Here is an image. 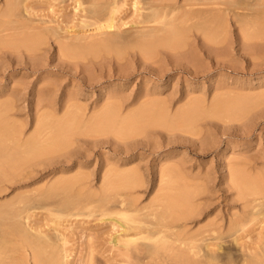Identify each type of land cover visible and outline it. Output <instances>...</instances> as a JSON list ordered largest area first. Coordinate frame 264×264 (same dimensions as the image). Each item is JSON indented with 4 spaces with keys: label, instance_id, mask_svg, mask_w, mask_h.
<instances>
[{
    "label": "rangeland",
    "instance_id": "obj_1",
    "mask_svg": "<svg viewBox=\"0 0 264 264\" xmlns=\"http://www.w3.org/2000/svg\"><path fill=\"white\" fill-rule=\"evenodd\" d=\"M9 1L0 0V23L2 25H0V35L3 34V38H5L3 39L4 43H6L7 41V43L10 44V41H12V45L15 46L13 47L8 44L4 45L1 39V35L0 42L2 43V45L0 44V103L6 102L5 104L8 105L9 102V106L11 104V110L8 113V119L9 121L12 120L11 123H16L15 125L21 128L23 131L26 130L24 132V139L32 136V134L34 135L33 130H35L36 133V126L38 124L37 119H39L40 117H45L46 120L49 119L48 121H51V123L53 124L51 125V131L53 132L49 133L48 136L52 137L53 135L51 134H56L57 132H59L57 134L60 135V138L57 142H62L58 144L61 146V148H58L59 146L57 145L58 151L56 154L59 155L60 152L64 150H71L73 152V162H65L68 160V158H65V156L55 158L54 154L51 153L52 151L46 153V155H44L43 157V159H45L42 166L27 169L29 173L23 172L21 174V178H17V175L14 179L11 180V183L6 182V184L4 183L2 185L3 187L1 188L6 189L5 191H3L4 189H1L2 193H0V212H3L5 210L3 209L5 208L4 206L3 208L1 207L4 202V205L9 203L8 208L14 206V210L16 209L15 207H17V209L21 208L23 212L26 209V212H24L25 215L22 211L19 210L18 213L17 210H15L19 215H21V212L23 214L21 215L22 218L18 216L19 221L22 222L26 220L27 222L25 224L30 227L29 229L33 230H29L32 234H37L36 230H39L41 231V233L43 232L44 234L42 233V235H45V237H48V239L50 237L49 240L47 238L46 239L56 247H60L59 250L61 251V256L65 255L64 259L66 260L67 264H128V258L126 257L125 251L121 247L122 244L120 245V243H116L114 240V237L116 235H119L123 227L114 226L109 220L105 222H101L99 220L100 217L109 219V217L116 218V216H118L119 218V209L111 207L108 211L106 210L107 212L104 216L101 215V210L97 209L99 207L97 204L100 205V203L92 202L93 204L90 203L92 204L90 205L84 202H87V198L91 195L95 196V198L101 195V189L103 186L102 176L104 174H114L113 172H116L114 170H117L118 168L124 171L138 168L139 172L142 174V179H139L140 183H138V186H136V188L132 190V196L137 199V204L140 208H144V206L147 207L146 211L144 208L142 213H145L146 215L150 214L148 212H151V214H153V212L156 211V209H154V202L159 196L157 193H161L159 192L161 190L158 188V186L160 185H157L159 183L158 181L160 180L159 169L165 168L164 166L160 168V166H166L167 164L168 166L166 167H169L172 171L173 167L169 166L170 164L172 166L175 165L174 171L176 169L177 172L175 174L173 173V171L172 173L174 177H172V179H169L170 182L176 181L173 182L174 184H172V186L176 185L175 190L173 188L172 191L175 192L179 188L181 190H189V187L191 186L193 187L195 185L194 188H196V186H199V189H202L203 193L200 197H198L197 202L198 200L202 201L201 204H203V210L207 211L210 209H214L215 211L210 214L212 217L209 216L210 218H204L201 221L200 225L202 224L201 226H206L209 220H211L212 218L216 222H220L222 225L220 230L214 233L213 237L217 235L216 237L219 238L218 241L221 244L222 250H226L228 249V246H231V251L227 250L229 252L226 251V254L225 251L221 250L222 252H220V249L218 250V247H216V251L220 254L219 258L221 260L223 259L222 261H218V264H246L248 263L247 261L250 258L252 259L255 257V255H253L249 251L253 250L254 254L256 253V250L257 252H259L258 250H260V253L262 252L261 249L264 248V222H262L264 219L262 216L264 214V201L260 202L254 209H252L251 206L248 208V210L250 211L251 209L255 210L256 214L249 215V220L245 224L244 228H240L238 232L235 230L232 231L233 233L231 232V230H229L228 232V227L225 225V221L221 222V216L223 214L225 215L229 213H242L244 205L247 203L246 201L249 189L252 188V185L250 184L251 180L256 179L264 183V31L260 33V30L262 31V28H260L259 30V27H261L262 24L258 28H255L256 31L258 29L259 33L263 37V40H258V38L256 37H260V34L256 36V34L254 33L255 30L252 27L249 28L250 26L246 27L248 30L246 31L245 29H243L245 27L242 28L240 24H236L240 22H237L235 17L232 18L231 12L229 13V15L227 14L224 20L222 19V23L224 22V25L220 23L221 21L218 22L219 24L217 23V28L220 27V24L221 26L223 25L219 30H221V28L225 30L223 31V33H221L222 31L220 32L221 36L219 35V37L221 40H218V42L210 41L213 40V38L204 39V36L210 35L211 33L204 34L202 31L201 33L197 30H193L188 35L183 34L182 36H180L192 39H189V41L191 40L192 42H188L186 41L187 39H185V42L189 43V45L185 47L193 45L197 46L201 44L203 50L201 48H198L195 50L191 49L190 51L191 47L188 49L184 47L183 51L181 50L182 48H178V50L176 51L172 47L178 43H174V45L168 44L169 48L167 49L165 48L167 47V45L165 44L164 47V44H162L161 42L158 44V47L156 46L153 54L156 55L157 58L148 59L147 57H150V55H147V57H145L147 60H144L138 55L137 51L135 52L134 50L116 51L113 48L115 51L109 50L107 52L109 47L107 48L106 46L98 45L97 47H95L96 49L93 48V51L94 49L97 50L96 52L99 55L97 56L98 58H96L95 56L97 54H93L91 52L92 50L90 51V48L86 47L88 44H85V41H88L87 38H89L91 34L93 35V27L84 28L81 23V20H85V17H87L86 11L89 9L87 8L88 3L90 4L89 6H91V2L93 3L94 0H85L86 2L80 0L83 4V6L81 5L82 7L80 5L79 7H77V4H75V0H21L22 3L18 0H11L12 2ZM98 1L103 2L104 0ZM137 1L139 2L137 3L134 0H117L116 3L118 2V4L115 3L117 8L120 3V6L118 8L119 10L115 14V23H119H117V26L119 27L118 29L120 31L124 30L123 32L125 33V31L127 30L126 32L128 33V35H130V33L128 32L130 30L132 34L135 33L136 30L143 29L144 31H146V29L148 30V28L159 26L157 24L141 25L138 22L136 23L137 20L141 21L142 15H144V13L146 12L145 10H147L148 2L151 3L154 0ZM175 1L177 5L181 6L182 4H184L183 1L185 0H181V2L180 0ZM228 1H219L220 7H222L223 11H225L227 8L231 9L233 5L232 11H234L235 9V11H238L239 14V11H243L241 13V16H244L243 13L245 14L246 12L248 14V12L250 11L249 9L256 7L261 0H258L259 2L257 0H233V2H231L232 0ZM13 2L18 4L16 6V9L14 8L15 6H13L15 4H13ZM134 2H136V4H134ZM144 3H147V6H145ZM227 3L230 7L227 6ZM11 5L13 6L12 8ZM251 5L253 6L251 7ZM7 6L11 10H9ZM28 6L30 7V9L28 8ZM225 6L227 8H225ZM80 7L81 9H79ZM84 7H86V11ZM13 8V13L19 14L18 16L16 14L15 16H13L12 14L11 16ZM242 8L244 10L246 8V10L249 11H244ZM222 9L220 10L221 12ZM1 10L3 12V15ZM15 10L18 11L16 12ZM83 11H85V13ZM250 13L252 14V12ZM228 16H230V19L228 18ZM207 17H210V15H208ZM86 20H88V18ZM3 21L6 25L10 24V26L14 27L20 26L18 27L20 29H16V27L15 29L14 27L9 29L10 26L7 27L5 25L8 30H6L5 28L4 31V24H2ZM5 21L10 22L5 23ZM24 23L28 26V28L26 26V28L24 27ZM18 24H22L23 26ZM31 25L34 26V29L31 28ZM35 25L40 26L36 27ZM43 25L46 26L44 27ZM49 25L53 28H56H52L51 30V27ZM21 26L25 29V31L21 28ZM224 26H226V28ZM29 28L32 30H30ZM182 28H185V26H183ZM116 29L114 28L112 30L116 31ZM118 29L117 32H119V34L122 33ZM14 30H22L25 33L30 30L29 33L27 32L29 36L27 33L25 34L22 31H18V34L12 33V31L16 32ZM55 30H58V32L61 31L63 34L59 33L61 35L57 36L58 32H56ZM252 30L254 32H252ZM245 32H251L254 36L253 37L251 35L253 39L251 38V36H245ZM19 33H21L23 36H21V34ZM51 33L53 35H51ZM72 33L74 36H72ZM127 33L125 34L127 35ZM10 34L11 36L12 34H14L12 37L21 36L25 45L21 41V38L17 39L19 42L16 40V38L14 40H7L11 38ZM32 34H34V36ZM41 34L43 38L41 37ZM79 34L81 36L84 35V37L86 36L87 38L85 39L82 36L83 39L82 41H80L81 36ZM195 34L197 35V38L194 37ZM215 34L218 36L219 32ZM7 35L10 37L7 38ZM63 35H65V40L59 42V40L64 39V37H61ZM75 35H77V38H75V40H71V37H75ZM35 36L39 37L38 40H36L37 38H33ZM68 36L69 38H67ZM96 36L98 37L99 35H93L92 37L95 38ZM210 36H212V34ZM59 37H61L62 39H60ZM78 38L80 42H83V40H85L83 43L84 45H86L85 47L87 49L84 48L82 46L83 44L81 45L80 42L77 43L81 45V47H83L86 52L88 51L87 53L80 47V51L82 50L81 53L79 51L77 43L76 46L78 47V49L76 48V46H73L72 48V44H75L73 42H76V39L78 41ZM90 38L89 41L92 42L93 38ZM99 38H101V36L97 39ZM26 39L31 42V44ZM97 39L95 38L94 42H98ZM66 40H69L67 42L72 41V43H70V46L68 45V43L66 44ZM13 41H15V43ZM26 42L28 44H26ZM62 42H64V44H60ZM212 42L217 44H214ZM62 45L63 47H66L62 48ZM33 46L35 48H32ZM67 47L69 48L67 49ZM102 47H106L105 50H107L104 52V49ZM71 48L73 50L75 49L74 52L78 51V53L75 52L77 55L76 58L79 54V56H81L83 60L80 57H78L77 59L74 58L75 55L74 52H72L73 50ZM170 48L172 49L171 51H169ZM29 49L36 50H33L32 52L29 51ZM40 49H43L44 51ZM37 50H40V52ZM67 50L69 53H67L66 55ZM115 52H119V57H121V64L119 63V59H116L118 57V53L115 54ZM196 52L200 53L196 54ZM260 52H262L263 54L261 53L259 55ZM29 53L33 54V57ZM107 53H110L109 56H107ZM71 54H73V56ZM68 55H71L73 59L71 60V57L69 58ZM94 57L96 60L94 59ZM198 57L199 59H197ZM84 58H86V60H84ZM193 59L197 60L194 61ZM87 61H89L90 63ZM180 61L183 62L180 63ZM84 62H87L88 64H84ZM144 62L147 63L145 64ZM174 62L179 67L173 64ZM140 63H143V65L140 66ZM130 64H132L133 66ZM173 65H175L176 67ZM120 66L121 68H119ZM154 66L155 68L157 66L159 68L157 67L155 69ZM183 66L184 68H182ZM167 69H169V71ZM156 71H158V73ZM123 76H125V78ZM108 97H110L114 102H120V106H112V109L116 113H112V109L110 113L111 115L108 112L107 118L108 116L109 119L111 118L110 120L106 119L108 123L105 120V123H99V121H101V117L98 116H101V113L103 115V113L107 109L111 108V106H102L107 101ZM147 97L151 100H155L153 98L158 97L159 99L156 98V100H162L165 106H159L156 108L155 106H153V108L160 110V112H156L157 110H155L154 112H156V114L153 113V108L151 106L148 107V110L151 108L150 111H148V114H146L145 112L140 113V111L143 110L144 107L147 108V106H140L139 102H142V100H148ZM104 100L105 102H103ZM67 101H72L75 105L77 103L79 104H77L78 106H67ZM103 107L106 108L103 109ZM68 111L71 112V114L68 113ZM187 111H190V113L193 114V118L190 122L189 120L191 116H187L188 123L186 122L187 118L185 117V114L190 115V113H188ZM150 112L152 115H157V119H155L157 121L160 120V124L159 122L157 124V121L155 119L153 121L151 120L153 116L150 115ZM66 113L70 114L68 118H71L74 114L77 117L80 116L79 120L87 122L86 124H88L89 126L91 125V123L96 124L97 129H95L96 127H94V125H91L90 127L87 126L88 128H90L88 130L87 127L85 128V130L84 128H77L76 132H80L79 134L81 135L75 134L74 129L76 127H73L72 129L70 128L71 130H69L68 125H66L67 122H69V119L66 117L68 114L65 116ZM158 113L159 115L162 114L159 120ZM131 117L133 118V123L135 124V126H132V122V124L128 122L129 118L131 119ZM150 117L152 118L150 119ZM162 117L163 119H165L166 123L162 121ZM63 118L65 123L63 121ZM117 118H119L120 121L121 119L124 121L126 120L125 125H128L129 123L130 127L128 126L129 128H127V126H122V123L124 121H121L120 123ZM148 118L150 121H152V123L146 120ZM113 120H115V122ZM137 120L139 121V123H137ZM95 121L97 123H95ZM161 121L164 124L161 125ZM58 122H61L62 125L65 124V127L60 125L64 129L61 130V127L57 126L59 125ZM109 122H111V124H109ZM154 122L156 123L154 124ZM54 123H56V125ZM136 123L139 125H136ZM103 125L110 126H106L110 129L108 130L106 129V127H102L105 130L101 129V126ZM111 125L113 126V129H116L114 128L115 126H119V130L117 132V129L113 130L115 132L114 133L113 131H111ZM54 127H58L59 130L55 128L54 131ZM81 127L82 126H80L79 128ZM121 128H125V131L124 129L121 130ZM66 129H68L70 132L72 130L74 131L70 133L67 132ZM99 130H101V132H99ZM60 131L63 133L61 134ZM82 131H86V134L82 133ZM119 132H122V135ZM123 132L125 133L123 134ZM68 133L70 135H74H71L69 137V135H67ZM57 134L56 136H54V138L56 139H58ZM61 137L63 139H61ZM64 138H66V141L64 140ZM63 142H67V148L63 146V144H65ZM80 157H83V159H85V163L79 162L77 160ZM86 159L89 161L86 162ZM109 170L110 172H108ZM103 171L106 173H104ZM164 171L169 172L168 170H166V168ZM70 174L73 175L71 176L72 178L70 177ZM78 174L80 176L83 174L84 176L82 175L80 177L78 176ZM66 175H69V179H73L76 176H78V179L79 177L81 179L83 177L85 178L77 182L74 187L68 192L67 190L63 189V193V190H61L62 188H58V190L55 191V193L57 192V194H50L51 196L49 197V194L47 192L50 189V185H54L62 179H68ZM33 176H35V179ZM57 177L61 178L58 179ZM123 178L121 177L120 179H115V181H118L117 183L122 185L125 181L123 180ZM174 178L175 180H173ZM22 179L24 180L20 181ZM55 179L58 180H56L55 182ZM178 183L182 185L178 187ZM251 183L253 184V181ZM36 188L37 190L39 189L44 193L46 192V196L42 198L35 191ZM61 191L63 194L61 193ZM23 192L25 193V195ZM29 192L34 196L32 195V197L29 194L32 199H30L29 196L27 200V194ZM19 193L24 195V197ZM66 193H70L71 195H75L77 193L76 195H78V199L81 200L80 205L84 203L83 205L85 207L83 208L82 206H80V208H72L70 206L64 205L66 203ZM13 195H15V199H13L14 201L12 200V198H14ZM18 195L19 198L16 199ZM63 196L64 198H62ZM51 197L52 200H57V202L52 201L55 202V204L51 202ZM60 197L64 199V201H60ZM23 198L26 199L23 200ZM38 199L40 203H42V206L39 205L38 207H36L39 204ZM10 200L15 202L12 203L14 205L10 204ZM16 200L19 201L17 202ZM33 202H36L37 204L35 203V206H33ZM43 203L45 204L43 205ZM31 204L33 207H30ZM85 204L89 209L86 208ZM146 204H149V206H146ZM111 205L109 203V206ZM151 205H153L154 207ZM23 206L26 207L23 209ZM27 207L31 209H28L30 210L28 212ZM151 207H153V210L151 209ZM8 208L6 205V210H9ZM12 209L13 208H10V212H12ZM148 209H151L152 211H149ZM14 210L12 214L14 213ZM26 213L29 218L27 217ZM136 213L138 215L135 213L132 214L137 217H139V214H142L140 212ZM145 215L143 214V216ZM150 215H146L147 217H145L149 219ZM23 217L27 218L23 219ZM20 218L23 220L21 221ZM33 227L35 228L32 229ZM234 232H237V236ZM145 235L142 234L141 236L146 237ZM142 237L139 238V240H142H137V246L140 242L141 244L151 243L150 245L153 246L154 242L143 243L144 240L149 241V239L146 238V240L144 237ZM234 238H238L239 242H237L239 244H237V242H234ZM150 241H154V239ZM47 249L50 250L49 248ZM232 251L233 253L235 252L237 254L234 253L235 255L229 256L230 253L233 254ZM240 251L243 253H240L242 257H240V254H238ZM243 251H247V253H249L247 254ZM10 253L11 254L7 252V255L5 257L7 260L2 259L5 264L36 263L33 260L34 258L33 254H31V251L27 252V258H22V256H24V253L22 251L16 252L12 250L10 251ZM233 256H236L238 259L234 257V261L232 258ZM246 256H249L248 260L246 259ZM227 257L231 258L227 259ZM13 259H16V262ZM226 259L227 261L225 262ZM65 260H63V262H65Z\"/></svg>",
    "mask_w": 264,
    "mask_h": 264
},
{
    "label": "bare ground",
    "instance_id": "obj_2",
    "mask_svg": "<svg viewBox=\"0 0 264 264\" xmlns=\"http://www.w3.org/2000/svg\"><path fill=\"white\" fill-rule=\"evenodd\" d=\"M5 1V0H4ZM9 1V0H8ZM11 1V0H10ZM9 1V2H10ZM14 1V0H13ZM18 1H21V0H18ZM23 1V0H22ZM22 1H21V3H22ZM82 1H85V0H82ZM82 1H80V0H75V4H77L76 6L77 7H79V5L81 6H83V4L81 3ZM116 1L117 0H104L103 2L102 1H98V0H94L93 1V3L91 2V6H89L90 4L88 3V7L87 8H89L87 11H86V7H84V9H85V11L87 12L86 13V15H87V17H85V15H84V17L87 19L88 18V20H84V19H82L81 21V23H82V25H83V27L84 28H88V27H93V35H99L98 37H100L101 36V38H99V39H97L98 37L96 36L95 38L97 39V41L98 42H94V39L95 38H93L92 36V34H91V38L90 39H92L93 41L92 42H90L89 41V38H87L86 36L84 37V35H82L85 39L87 38L88 39V41H85V40H83V42L85 41L86 43V45H84V43L83 42H80V41H82V39H83V37L81 36V40L79 41V38H78V41H77V39H76V42H73V43H75V44H72V48H73V46H76V43L78 42H80L81 43V45L84 47V48H90V51L94 54V53H96L97 54V50H95L96 48L95 47H97L98 45L100 46H106L107 48H108V50H107V52L110 50H116V51H126V50H130V51H132V50H134L135 52L137 51V53H138V55L141 57V58H143L144 60L146 59L145 57H147V55H150V57H147L148 59L149 58H157V56L156 55H153L154 54V51H155V48H156V46L158 47V44L159 43H161L162 42V44H164V47H165V44L167 45V47H165V48H169L168 46L169 45H174V43H178V44H176V45H174L172 48L173 49H175L176 51L178 50V48H182L181 50L183 51V48L185 47V46H188L189 45V43H186L185 42V39H187L186 41H188V42H192L191 40V38H185V37H180V36H182L183 34H189L190 32H192L193 30H197V31H202L204 34H212V36H210V35H207V36H204V34H203V36L205 37L204 39H209V38H213V40H210V41H217L218 42V40H221L220 39V37H219V35L221 36V33H223V31H225V30H223V28H221V30H219L220 29V27H222L224 24V22L222 23V21L224 20V18L227 16V14L229 15V13H231L232 12V18L233 17H235V19L237 20V22H240V23H236V24H240L241 25V27L243 28V27H245V28H243V29H245L246 31H248L247 30V26H250L249 28H253L254 30H255V32L252 30V32H254L255 34H256V36L258 35V34H260V33H262L264 30V28H263V23H264V0H261L260 1V3L259 4H257V6L256 7H254V8H250L249 10H246V8H245V10L244 11H249L248 12V14L245 12V14L243 13V15L244 16H241L242 14V12L241 11H239L240 12V14L238 13V11L236 12L235 11V9H234V11H232V7H233V5H232V7H231V9L230 8H227L226 6H225V8H227L225 11H223V9H222V7H220V4H219V1L220 0H185V1H183L184 2V4H182L181 6L180 5H177V3H176V1L175 0H154V1H152L151 3L150 2H148V6H147V3L145 4V6H147V10H145L146 12L144 13V15H142V18H141V21L140 20H137L136 21V23L138 22L139 24H157V25H159V26H155V27H153V28H148V30L146 29V31H144L143 29H140V30H134L135 31V33H132L131 34V30L130 31H128L129 33H130V35H128V33L125 31V33H127V35L121 30H119L118 28V26H117V23H115V14L117 13V11L119 10L118 8H119V6H120V3H119V5H118V8L116 7V5H115V3H116ZM119 1V0H118ZM134 1H136L137 3L139 2V1H137V0H134ZM225 1V0H224ZM228 1V0H227ZM258 1V0H257ZM12 2V1H11ZM86 2V1H85ZM84 2V3H85ZM87 2H89V1H87ZM136 2H134V4H136ZM145 2H147V1H145ZM180 2H181V0H180ZM179 2V3H180ZM229 2V1H228ZM231 2H233V0L231 1ZM259 2V1H258ZM258 2H256V3H258ZM15 2H13V4H14ZM19 3V2H18ZM72 3H73V1H72ZM6 4V3H5ZM8 4V3H7ZM12 4V5H13ZM116 4H118V2L116 3ZM133 4V3H132ZM133 4V5H134ZM223 4H224V2H223ZM233 4V3H232ZM11 5V8L13 7V6H15L14 8L16 9V6L18 5V4H14L13 6ZM29 5V4H28ZM218 5V6H217ZM222 5V4H221ZM254 5V4H253ZM253 5H251V7L253 6ZM10 6V5H9ZM25 6H26V4H25ZM74 6V5H73ZM75 6V7H76ZM81 6V7H82ZM135 6V5H134ZM227 6L228 7H230L229 6V4L227 3ZM8 7V6H7ZM7 7H5V8H7ZM19 7V6H18ZM81 7L79 8V9H81ZM91 7V8H90ZM136 7V6H135ZM218 7V8H217ZM222 9V12L220 11L221 9ZM223 7H224V5H223ZM249 7V6H248ZM14 8H13V11H12V13H11V16H12V14H13V16H15V14L18 16L19 14H17V13H13L14 12ZM26 8V7H25ZM28 8L30 9V7L28 6ZM27 8V9H28ZM139 8V7H138ZM8 9L9 10H11L9 7H8ZM142 9V8H141ZM143 10H144V8H143ZM148 10H149V12H148ZM180 10V11H179ZM16 11V10H15ZM18 11V10H17ZM16 11V12H17ZM82 11V10H81ZM80 11V12H81ZM85 11H83L84 13H85ZM1 12H2V10H1ZM6 12H8V11H6ZM25 12H26V10H25ZM24 12V13H25ZM220 12V13H219ZM250 12H252V14L250 13ZM10 13V12H9ZM83 13V14H84ZM142 13V14H143ZM219 15H218V14ZM26 14V13H25ZM89 14V15H88ZM224 14V15H223ZM1 15V14H0ZM2 15H3V12H2ZM208 15H210V17H207ZM219 17H218V16ZM9 16V15H8ZM83 16V15H82ZM2 17V16H1ZM230 16H228V18H229ZM83 18V17H82ZM208 18H210V19H208ZM223 19V20H222ZM230 19V18H229ZM84 20V21H83ZM11 21V20H10ZM9 21V22H10ZM140 21V22H139ZM221 21V22H220ZM227 21V20H226ZM225 21V22H226ZM2 22V21H1ZM8 21H5V23H7ZM8 22V23H9ZM40 22V21H39ZM44 22V21H43ZM218 22H220L221 24H223L222 26H221V24L219 25L220 27H218L217 28V25L219 24ZM12 23H14V22H12ZM11 23V24H12ZM16 23V22H15ZM218 23V24H217ZM2 24H4V21H3V23ZM119 24V23H118ZM263 26H262V25ZM0 25H1V23H0ZM5 25L6 24H4L3 26H4V31H5V28H6V30H8L7 29V27L8 26H10V24L9 25H6L7 27H5ZM18 25H22V24H18ZM34 25V24H33ZM48 25V24H47ZM82 25H80V26H82ZM185 26V28H182L183 26ZM225 25H226V23H225ZM261 25V27H259ZM2 26V25H1ZM23 26V25H22ZM22 26H21V28H22ZM27 27L28 28V26L27 25H25V23H24V27ZM32 26V25H31ZM36 27H39L40 25H35ZM44 26V25H43ZM46 26V25H45ZM44 26V27H45ZM50 26V25H49ZM12 27H14V26H10V28L9 29H11ZM16 27V26H15ZM15 27H14V29H15ZM18 27H20V26H18ZM18 27H16V29L18 28ZM25 27V28H26ZM34 26H32L31 28L32 29H34L33 28ZM35 27V28H36ZM51 28V30H52V26H50ZM60 27V26H59ZM225 28H226V26H224ZM240 27V28H241ZM259 27V30H260V28H262V31L260 30V33H259V31H258V29H257V31H256V29L255 28H258ZM2 28V27H1ZM43 28V27H42ZM48 28V27H47ZM47 28H46V30H47ZM54 28H56V27H54ZM53 28V29H54ZM118 29L120 32H122V33H120L119 34V32H117V29H116V31L115 30H112V29ZM3 29H1V30H3ZM18 29H20V28H18ZM22 29H24V28H22ZM30 29V28H29ZM32 29H30V30H32ZM58 29V28H57ZM219 31H218V30ZM30 30H26L28 33H29V31ZM45 30V31H46ZM59 30H61V29H59ZM143 30V31H142ZM216 30H217V32H219V34H218V36L215 34V33H217L216 32ZM14 31H16V30H14ZM18 31L19 32H21L22 30H17L16 32H13L12 31V33H17L18 34ZM24 31H25V29H24ZM24 31H22V32H24ZM34 31H36V30H34ZM56 32H58V30H55ZM71 31V30H70ZM115 31V32H114ZM196 31V32H197ZM222 31V32H221ZM26 32V33H27ZM33 32V31H32ZM38 32V31H37ZM40 32H41V30H40ZM51 32V31H50ZM95 32V33H94ZM133 32V31H132ZM195 32V31H194ZM201 32V33H202ZM221 32V33H220ZM25 33V32H24ZM23 33V34H24ZM25 33V34H26ZM27 33V34H28ZM48 33V32H47ZM59 33H62L61 31L60 32H58V34H57V36L58 35H61V34H59ZM77 33V32H76ZM124 33V34H123ZM251 33V32H250ZM250 33H247V32H245V36H247V37H249V36H251L252 35V33L250 34ZM253 33V34H254ZM264 33V32H263ZM16 34V35H17ZM19 34H21V33H19ZM24 34V35H25ZM63 34V33H62ZM83 34V33H82ZM198 34V33H197ZM247 34V35H246ZM250 34V35H249ZM254 34V35H255ZM2 35V41H3V39H5V38H3V34H1ZM1 35H0V37H1ZM14 34H12V36H13ZM33 36H34V34H32ZM31 35V36H32ZM38 35V34H37ZM39 35H40V33H39ZM51 35H53L52 33H51ZM87 35V34H86ZM184 35V36H185ZM191 35V34H190ZM202 35V34H201ZM223 35V34H222ZM10 36H11V34H10ZM10 36H8L7 35V38H9ZM11 36V38H9V39H7V40H14L15 38H16V40L17 39H19V38H21V36H23L22 34H21V36H19V37H12ZM28 36H29V34H28ZM30 36V37H31ZM72 36H74L73 35V33H72ZM77 35H75V37H71V40H75V38H77L76 37ZM80 36H78V37H80ZM253 36V35H252ZM251 36V38L253 39V37ZM4 37H6V36H4ZM26 37V36H25ZM41 37H42V34H41ZM53 37V36H52ZM64 37V39H62V38ZM61 37H59L60 39H62V40H59V42H61V41H63V40H65V35H63V36H61ZM191 37V36H190ZM195 38H197V35L195 34V36H194ZM200 37V36H199ZM206 37H208V38H206ZM223 37V36H222ZM221 37V38H222ZM27 38V37H26ZM29 38V37H28ZM33 38H37L36 40H38V36L36 37H33ZM43 38V37H42ZM42 38H41V40H42ZM58 38V39H59ZM67 38H69V36L67 37ZM66 38V39H67ZM74 38V39H73ZM183 38H184V40H183ZM256 38H258V40H263V37H262V35L260 34V37H256ZM46 39V38H45ZM189 39H191L190 41H189ZM244 39V38H243ZM25 40V39H24ZM27 40V39H26ZM31 40H33V39H31ZM196 40V39H195ZM198 40V39H197ZM18 41V40H17ZM21 41L23 42V40H22V38H21ZM28 41V40H27ZM67 41H69V40H66V44L68 43V45L70 46L71 44L70 43H72V41L71 42H67ZM100 41V42H99ZM264 41V40H263ZM9 42V41H8ZM11 43L9 44V43H7V41H6V43H4V41H3V43H4V45H6V44H8V45H11V46H13L12 45V41H10ZM14 43H15V41H13ZM19 42V41H18ZM29 42V41H28ZM34 42V41H33ZM40 42H42V41H40ZM65 42V41H64ZM64 42H62V43H60V44H64ZM87 42H89V43H87ZM260 42V41H259ZM30 44H31V42H29ZM36 43V42H35ZM37 43H39V42H37ZM77 43V46L79 47V51H80V47H81V45H79ZM91 43V44H90ZM173 43V44H172ZM200 43V42H199ZM212 43H214V42H212ZM0 44L2 45V43L0 42ZM18 44V43H17ZM16 44V45H17ZM21 44V43H20ZM23 44L25 45V43L23 42ZM26 44H28L27 42H26ZM65 44V45H66ZM169 44V45H168ZM214 44H217V43H214ZM7 45V46H8ZM33 45H36V44H33ZM39 45V44H38ZM201 44H199V45H197V46H195V45H193V46H189V47H185V48H190V51H191V49L193 50H195V49H202V45L200 46ZM15 46V45H14ZM13 46V47H14ZM22 46V45H21ZM28 46H31V45H28ZM27 46V47H28ZM42 46V45H41ZM67 46V45H66ZM65 46V47H66ZM76 46V48L78 49V47ZM86 46V47H85ZM25 47V46H24ZM59 47H60V45H59ZM65 47H63V45H62V48H65ZM83 47H81L83 50H84V48ZM106 47H102L103 49H104V52L106 51L105 50V48ZM161 47H162V45H161ZM160 47V48H161ZM163 47V48H164ZM171 47V46H170ZM32 48H35L34 46L32 47ZM69 47H67V49H68ZM71 48V49H72ZM86 48V49H87ZM93 48H95L94 49V51H93ZM110 48H112V49H110ZM114 48V49H113ZM98 49V48H97ZM33 50H36V49H29V51H32L33 52ZM40 50H43V49H40ZM40 50H37V51H39L40 52ZM63 50H66V49H63ZM70 50V49H69ZM73 50V49H72ZM71 50V51H72ZM75 50V49H74ZM74 50L72 51V52H74ZM89 50V49H88ZM114 50V51H115ZM161 50V49H160ZM172 49L170 48L169 49V51H171ZM174 50V51H175ZM180 50V49H179ZM203 50V49H202ZM28 51V50H27ZM28 51V52H29ZM36 51V52H37ZM44 51V50H43ZM85 52H86V50H84ZM89 51V52H90ZM185 51H187V50H185ZM76 53H78V51H75ZM74 52V58H76V53ZM81 53H82V50L80 51ZM79 52V53H80ZM88 52V51H87ZM86 52V53H87ZM189 52V51H188ZM193 52V51H192ZM67 53H69L68 52V50L66 51V55H67ZM91 53V54H92ZM118 53V57H119V52H115V54H117ZM131 53V52H130ZM171 53H174V52H171ZM176 53V52H175ZM195 53V52H194ZM200 52H196V54H199ZM262 52H260L259 53V55L261 54ZM264 53V52H263ZM262 53V54H263ZM29 54H31V53H29ZM95 54V55H96ZM108 54V55H107ZM106 55L107 56H109V54L110 53H107ZM121 54H122V52H121ZM134 54V53H133ZM155 54H156V52H155ZM190 54H191V52H190ZM33 54H31V56H32ZM35 55V54H34ZM36 55H38V54H36ZM66 55H64V56H66ZM72 56H73V54H71ZM71 55L69 56V58L71 57ZM94 55V56H95ZM105 55V56H106ZM128 55V54H127ZM126 55V56H127ZM151 55H152V57H151ZM28 56V55H27ZM30 56V55H29ZM67 56V57H68ZM93 56V55H92ZM97 56H99L98 54L95 56L96 58H98ZM112 56V55H111ZM125 56V55H124ZM133 56V55H132ZM153 56H156V57H153ZM33 57V56H32ZM36 57V56H35ZM78 57H80L82 60H83V58L81 57V56H79V54H78ZM77 57V58H78ZM95 57H94V59H95ZM113 57V56H112ZM116 58V59H119V63H120V61H121V57H119V58ZM174 57V56H173ZM195 57H197V56H195ZM76 58V59H77ZM79 58V59H80ZM102 58V57H101ZM104 58V57H103ZM106 58V57H105ZM135 58V57H134ZM139 58V57H138ZM71 60L73 59V57H71L70 58ZM69 59V60H70ZM93 59V58H92ZM93 59V60H94ZM127 59V58H126ZM197 59H199V57L197 58ZM196 59V60H197ZM70 60V61H71ZM75 60V59H74ZM84 60H86V58H84ZM96 60V59H95ZM124 60V59H123ZM138 60V59H137ZM147 60V59H146ZM170 60V59H169ZM194 60V59H193ZM192 60V61H193ZM196 60H194V61H196ZM152 61V60H151ZM190 61V60H189ZM188 61V62H189ZM191 61V62H192ZM199 61V60H198ZM197 61V62H198ZM72 62V61H71ZM87 62H89V61H87ZM86 62V63H87ZM137 62V61H136ZM140 62V61H139ZM177 62V61H176ZM183 62V61H182ZM181 61H180V63H182ZM196 62V63H197ZM85 62H84V64H86ZM90 63V62H89ZM118 63V62H117ZM125 63H127V62H125ZM124 63V64H125ZM138 63V62H137ZM145 63V62H144ZM147 63V62H146ZM145 63V64H146ZM154 63V62H153ZM185 63V62H184ZM187 63V62H186ZM195 63V62H194ZM75 64V63H74ZM84 64H82V65H84ZM88 64V63H87ZM121 64V63H120ZM123 64V65H124ZM164 64V63H163ZM173 64H175V62L173 63ZM193 64V63H192ZM130 65H132V64H130ZM138 65V64H137ZM141 65H143V63L141 64L140 63V66ZM161 65V64H160ZM176 65V64H175ZM175 65H173V66H175ZM185 65V64H184ZM187 65V64H186ZM122 66V65H121ZM121 66L119 67V68H121ZM128 66V65H127ZM133 66V65H132ZM140 66H139V68H140ZM153 66V65H152ZM152 66H151V68H152ZM156 66V65H155ZM155 66H154V68H155ZM159 66V65H158ZM157 66V67H158ZM176 66H178V65H176ZM175 66V67H176ZM190 66V65H189ZM189 66H187V67H189ZM114 67V66H113ZM146 67V66H145ZM150 67V66H149ZM156 67V68H157ZM174 67V68H175ZM179 67V66H178ZM186 67V66H185ZM30 68V67H29ZM44 68V67H43ZM66 68V67H65ZM155 68V69H156ZM159 68V67H158ZM173 68V69H174ZM182 68H184V66L182 67ZM68 69V68H67ZM85 69V68H84ZM148 69V68H147ZM161 69V68H160ZM71 70V69H70ZM73 70V69H72ZM130 70H131V68H130ZM168 71H169V69H167ZM120 71H122V70H120ZM119 71V72H120ZM124 71V70H123ZM153 71V70H152ZM155 71V70H154ZM166 71V70H165ZM65 72V71H64ZM157 73H158V71H156ZM190 72V71H189ZM168 73V72H167ZM69 74V73H68ZM156 74V73H155ZM166 74V73H165ZM121 75H122V73H121ZM126 75V74H125ZM158 75V74H157ZM76 76V75H75ZM130 76V75H129ZM131 76H132V74H131ZM130 76V77H131ZM124 78H125V76H123ZM85 78V77H84ZM160 78V77H159ZM85 80V79H84ZM86 82V81H85ZM53 84V83H52ZM89 86V85H88ZM87 87V86H86ZM144 97V96H143ZM157 99H159L158 97H156ZM156 98H153V99H155V100H151L150 98H148L147 97V99L148 100H142V102H139L140 103V106H147V108L146 107H144L143 108V110H141L140 111V113L141 112H145L146 114H148L149 112L148 111H150V109L148 110V107L149 106H151L152 108H153V106H155V108L156 107H159V106H165L164 105V103L162 102V100H156ZM143 99H145V98H143ZM150 99V100H149ZM161 99V98H160ZM9 100H10V98H9ZM13 100V99H12ZM47 100V99H46ZM115 100V99H114ZM165 100V99H164ZM140 101V100H139ZM12 102V101H11ZM10 102V103H11ZM46 102H48V101H46ZM103 102H105V100L103 101ZM6 103V102H5ZM4 102L2 103H0V193H2V190L1 189H4L3 191H5V189L6 188H1V187H3L2 185L5 183L6 184V182H9V183H11V180L12 179H14L17 175V178H21V174L23 173V172H27V173H29L28 171H27V169H30V168H33V167H40V166H42L43 165V163H44V159H43V157H44V155H46V153H48L49 151H52L51 153L52 154H54V157L56 158V157H61V156H65V158H68V160L67 161H65V162H68V163H70V162H73V159H72V157H73V152L71 151V150H67V151H62V152H60V154L59 155H57L56 153H57V149L58 148H61V146L60 145H58L59 143H62V142H57L58 140H59V136L60 135H58L57 133H59V132H57L56 134H57V138L58 139H56V138H54V136H56V134H51V135H53L52 137H50V136H48L49 135V133H51V132H53V131H51V129H52V126L51 125H53L52 123H51V121L49 122L48 120H46L45 119V117L44 118H39V119H37L38 120V124H37V126H36V133H35V130H33L34 131V135L32 134V136H30V137H28V138H26V139H24V136H25V134H24V132L26 131H23L21 128H19L17 125H15L14 123H11L12 122V120L11 121H9V117H8V113L10 112V110H11V104H10V106H9V102H8V105L7 104H5ZM13 103V102H12ZM17 103V102H16ZM40 103H42V102H40ZM39 103V104H40ZM120 102H114V101H112L111 100V98L110 97H108L107 98V101L104 103V105H102V106H111V108H109V109H107L104 113H103V115H102V113H101V111H100V113H101V116L99 115L98 117H101L100 118V120L101 121H99V123H105V121H107L106 119H108V120H110L109 119V116H108V118H107V115H108V112H109V114L111 113V109H112V106H120V104H119ZM122 103V102H121ZM192 103H195V102H192ZM46 104V103H45ZM77 104H79V103H77ZM76 104V105H77ZM188 104H189V102H188ZM187 104V105H188ZM66 105L67 106H76L75 104H73V102L72 101H67V103H66ZM193 105H195V104H193ZM41 106H46V105H41ZM78 106V105H77ZM186 106V105H185ZM189 106V105H188ZM13 107V106H12ZM105 107V108H106ZM104 107H103V109H105ZM155 108H153V113H155L156 114V112H160V110H157V109H155ZM115 109V108H114ZM147 111H145V110ZM155 110H157L156 112H154ZM114 110L112 109V113H116L115 111L113 112ZM13 112V111H12ZM11 112V113H12ZM151 112H152V110H151ZM151 112H150V115H152L151 114ZM188 113H190V111H187ZM68 113H70L71 114V112H69L68 111ZM68 113H66L65 114V116L68 114ZM187 113V114H188ZM70 114H68L66 117L68 118V116L70 115ZM81 114V113H80ZM145 114V115H146ZM78 115V114H77ZM98 115V114H97ZM111 115V114H110ZM113 115H115V114H113ZM144 115V114H143ZM143 115H141V116H143ZM161 115L162 114H160L159 115V113H158V120L160 119V117H161ZM39 116H41V115H39ZM82 116V115H81ZM95 116V115H94ZM153 116V118L152 117H150V119L153 121L155 118L157 119V115H152ZM187 116H191L190 117V120H189V122L191 121V119L193 118L192 116H193V114L192 113H190V115H186L185 114V117L187 118V123H188V117ZM38 117V116H37ZM65 117V118H66ZM111 117V116H110ZM114 117H116V116H114ZM120 117V116H119ZM185 117H184V119H185ZM51 118V117H50ZM79 118H80V116L79 117H77V116H75V114L71 117V118H68L69 119V122H67V124L66 125H68V128H69V130H71L73 127H76L74 130H75V134H79L80 132H76L77 130V128L78 129H83L84 128V130H85V128L88 126V127H90L91 125H94V127H96V124H92L91 123V125L89 126L88 124H86L87 122H83V121H80L79 120ZM96 118H97V116H96ZM121 118V117H120ZM91 119H92V117H91ZM99 119V118H98ZM118 120H119V118H117ZM123 119H125V118H123ZM127 119V118H126ZM132 119V120H131ZM131 119L129 118V123H133V118L131 117ZM155 119V120H156ZM162 119H163V117H162ZM50 120H52V119H50ZM60 120V119H59ZM87 120H88V118H87ZM93 120H94V118H93ZM105 120V121H104ZM117 120V121H118ZM128 120V119H127ZM147 121H150L149 120V118L148 119H146ZM63 121H64V118H63ZM66 121H67V119H66ZM90 121H92V120H90ZM114 122H115V120H113ZM120 121V120H119ZM118 121V122H119ZM121 121H124V120H122L121 119ZM121 121H120V123H121ZM138 121V120H137ZM137 121H135V122H137ZM152 121H150L151 123H152ZM157 121V120H156ZM160 121V120H159ZM159 121H157V124H158V122ZM164 123H166V121H165V119H163L162 120ZM161 121V125L162 124H164L163 122ZM127 122V123H128ZM183 122H185V121H183ZM59 123V125H57V126H63V127H65L64 125H62L61 124V122H58ZM64 123H65V121H64ZM90 123V122H89ZM95 123H97L96 121H95ZM107 123H108V121H107ZM119 123V124H120ZM129 123H128V125H125L126 124V120L122 123V126L124 125V126H127V128H129L130 126H129ZM131 123V124H132ZM137 123H139V121L137 122ZM136 123V125H139V124H137ZM156 122H154V124H155ZM55 125H56V123H54ZM109 124H111V122H109ZM114 124V123H113ZM112 124V125H113ZM130 124V125H131ZM159 124H160V122H159ZM86 125V126H85ZM97 125H101V124H97ZM111 125V126H112ZM118 125V124H117ZM60 126V127H61ZM80 126H82L81 128H79ZM107 126V125H106ZM106 126H101V129H103L102 127H106ZM114 126V125H113ZM113 126L111 127V131H113V130H116V132L119 130L118 129V127L117 126H115L114 128H116V129H113ZM121 126V125H120ZM129 126V127H128ZM132 126H135V124L133 123V125ZM23 127V126H22ZM87 127V130L88 129H90V128H88ZM107 127H110V126H107ZM106 127V129H110V128H107ZM55 128H57L58 129V127H54L53 128V130L55 131ZM66 128H67V126H66ZM71 128V129H70ZM93 128V127H92ZM126 128V127H125ZM125 128H121V130H123L124 129V131H125ZM62 129H64V128H62L61 127V130ZM95 129H97V127L95 128ZM95 129H93V130H95ZM59 130V129H58ZM68 129H66V131L67 132H70ZM74 130H72L71 132H73ZM103 130H105V129H103ZM129 130V129H128ZM57 131V130H56ZM97 131V130H96ZM70 132V133H71ZM86 131H82V133H84V134H86L85 133ZM99 132H101V130H99ZM114 132V131H113ZM55 133V132H54ZM60 133L62 134L63 132H61L60 131ZM87 133H88V131H87ZM115 133V132H114ZM120 134L122 133V132H119ZM125 132H123V134H124ZM64 134H65V131H64ZM118 134V133H117ZM67 135H69V137L72 135H74V134H67ZM79 135H81V134H79ZM122 135V134H121ZM126 135V134H125ZM124 135V136H125ZM29 136V135H28ZM63 136H65V135H63ZM62 136V137H63ZM78 136V135H77ZM61 137V139H63ZM119 138H121V137H119ZM66 138H64V140H65ZM66 141V140H65ZM69 141V140H68ZM119 141V140H118ZM73 142V141H72ZM122 142V141H121ZM63 143H65V142H63ZM69 143V142H68ZM77 143V142H76ZM65 144H66V146H65ZM65 144H63V146L65 147V148H67V142L65 143ZM70 144V143H69ZM68 144V145H69ZM104 144V143H103ZM59 147H58V146ZM76 146H77V144H76ZM58 147V148H57ZM63 147V148H64ZM73 147V146H72ZM50 148V149H49ZM122 149V148H121ZM62 150V149H61ZM59 153V152H58ZM123 153V152H122ZM128 153V152H127ZM81 154V153H80ZM125 155V154H124ZM49 159V158H48ZM79 162H84L85 163V159H83V157H80L79 159H77ZM89 160H87L86 159V162H88ZM169 164V163H168ZM165 167L166 168V170H168L169 172H165L164 170H165V168L164 169H159L160 171H159V173H160V180L158 181L159 183L157 184V185H160V186H158V188L161 190V191H159V192H161L160 194L159 193H157L159 196L157 197V199L155 200L154 198V200H155V208L154 209H156V211L155 212H153V214H151V212H148V213H150V214H146V215H150L149 216V219L148 218H146L147 216L145 215V213H142V211H143V209L145 208V211H146V209H147V207H145L144 206V208H140L139 207V205L137 204V199L136 198H134L133 196H132V190L134 189V188H136V186H138V183H140L139 181V179H142V174L139 172V169L137 168V169H130V170H120L119 168L117 169V170H114V171H116V172H113L114 174H104L103 176H102V184H103V186H102V189H101V195L100 196H98L97 198H95V196H93V195H91V196H89L88 198H87V202H84V203H87V204H90V203H100V205L99 204H97L99 207L97 208V206H96V208L99 210H101V212H102V214L101 215H104L105 216V213L111 208V207H114V208H118L119 209V211H118V215H119V218H118V216H116V218L115 217H112V218H110L109 217V219H106L105 217H100V221L101 222H105V221H110V222H112V224L114 225V226H117V227H123L122 228V230H121V232L119 233V235L117 236H115L114 237V240H115V242L116 243H120V245H121V247L123 248V250L125 251V254H126V257L128 258V264H218V261H222L219 257H220V254L216 251L217 249L219 250L220 249V252H222V251H227V250H229V251H231L230 250V247L228 246L227 248L228 249H226V250H222L221 249V244H220V242L218 241L219 240V238L218 237H213L214 236V233L215 232H218L219 230H220V228H221V223L220 222H216L213 218L211 219V220H209V222L207 223V225L205 226V225H203V226H201L200 225V223H201V221L204 219V218H207V217H209V216H211L210 214H212L213 212H215L214 211V209H210V210H207V211H205V210H203V208H202V205L203 204H201L202 203V201H199L198 200V202H197V199H198V197H200L201 195H202V189H199L200 187L199 186H196V188H194L195 187V185L192 187L190 184V186L191 187H189V190H186V189H184V190H181L180 188L177 190V191H172V189L174 188V190H175V187H176V185H173L172 186V184H174L173 182H176V181H173V180H175V178L172 180L173 182H170V178L172 179V177H174V175H173V173H177L176 172V169H175V171H174V166H172V165H170L169 164V166H171V167H173V169H172V171L170 170V168L169 167H166V166H168L167 164H166V166L165 165H161L160 166V168L161 167ZM113 167V166H112ZM73 168V167H72ZM114 168V167H113ZM167 168H169V169H167ZM112 169V168H111ZM110 169V170H111ZM81 170V169H80ZM107 170V169H106ZM110 170L108 171V172H110ZM36 171H37V169H36ZM83 171V170H82ZM171 171V172H170ZM174 171V172H173ZM104 172V171H103ZM107 172V173H108ZM173 172V173H172ZM83 173V172H82ZM104 173H106V172H104ZM171 173H172V175H171ZM181 173V172H180ZM32 174V173H31ZM80 174V173H79ZM78 174V176H80ZM156 174V173H155ZM184 174V173H183ZM20 175V176H19ZM36 175V174H35ZM46 175V174H45ZM74 175H76V174H74ZM83 175V174H82ZM81 175V176H82ZM67 176V175H66ZM69 176V175H68ZM68 176H67V178H68ZM71 176H73V175H71L70 174V177ZM78 176H76V177H74L73 179H62V180H60L58 183H55L54 185L53 184H51L50 185V189H49V191L47 192L48 194H49V197L51 196L50 194H54L55 193V191L56 190H58V188H62L61 190H63V189H65V190H67V192L69 191V190H71L73 187H74V185L77 183V182H79L80 180H82L83 178H85V177H83L82 179L79 177V179H78ZM84 176V175H83ZM169 176H171V177H169ZM34 177V179H35V176H33ZM123 178V180H125L124 181V183L122 184V185H120V184H118L117 182L118 181H115V179H120V178ZM31 178V177H30ZM58 178V177H57ZM61 178V177H60ZM60 178H58V179H60ZM65 178V177H64ZM72 178V177H71ZM100 178V177H99ZM58 179H55L54 181L56 182V180H58ZM24 179H22V180H20V181H23ZM14 181V180H13ZM31 181V180H30ZM120 181V180H119ZM122 181V180H121ZM142 181V180H141ZM253 181V184L251 183ZM251 182H250V184L252 185V188L251 187H249V188H251V189H249V193H248V196H247V203L244 205V209H243V211H242V213H229V214H223L222 216H221V222H224L225 221V225L228 227V232H229V230H231V232L233 231V230H235V231H239L240 230V228H244V226H245V224L247 223V221L249 220V215H254V214H256V212H255V210H252V209H254L260 202H262V201H264V183L263 182H261V181H258V180H256V179H254V180H251ZM52 183H54V182H52ZM143 184V183H142ZM177 184V183H176ZM249 184V183H248ZM249 184V185H250ZM16 185H17V183H16ZM43 185V184H42ZM53 185V186H52ZM86 185V184H85ZM118 185V186H117ZM156 185V184H155ZM182 185V184H181ZM180 185V183H178V187H180L181 186ZM187 185V184H186ZM185 185V186H186ZM52 186V187H51ZM188 186V185H187ZM246 186V185H245ZM9 187V186H8ZM39 187V186H38ZM42 187V186H41ZM40 187V188H41ZM48 187V186H47ZM80 187V186H79ZM78 187V188H79ZM198 187V188H197ZM77 188V189H78ZM192 188V189H191ZM193 188H194V190H193ZM47 189V188H46ZM188 189V188H187ZM191 189V190H190ZM60 190V189H59ZM24 191V190H23ZM42 198L43 197H45L46 196V192L44 193V192H42L41 190H37V188H36V190H35ZM76 191V190H75ZM33 192V191H32ZM157 192V191H156ZM24 193V192H23ZM61 193H62V191H61ZM63 193H64V190H63ZM62 193V194H63ZM93 193H95V192H93ZM20 194V193H19ZM30 192L27 194L28 195V197H27V200H28V198H29V196L31 195H33V194H30ZM47 194V195H48ZM55 194H57V192L55 193ZM59 194V193H58ZM67 194V193H66ZM77 194V193H76ZM74 195V194H67V195H65L66 197V203L64 204V205H66V206H70V207H72V208H80V206H82L83 208L85 207L83 204L82 205H80L81 204V200L80 199H78V195ZM90 194V193H89ZM97 194V193H96ZM96 194H94V195H96ZM20 195H22V194H20ZM24 195H25V193H24ZM24 195H22L23 197H24ZM26 195V196H27ZM37 195V194H36ZM38 195V196H39ZM3 196V195H2ZM14 196V198H12V200L13 199H15V195H13ZM22 196H20V197H22ZM25 196V197H26ZM31 196H30V199H32L31 198ZM34 196V195H33ZM32 196V197H33ZM38 196H36V197H38ZM135 196V195H134ZM48 197V198H49ZM55 197V196H54ZM53 197V198H54ZM139 197V196H138ZM19 198V195H18V197H16V199H18ZM35 198V197H34ZM62 198H64V196L62 197ZM61 197H60V201L61 200H63L64 201V199H62ZM80 198V197H79ZM9 199H11V198H9ZM26 198H23V200H25ZM30 199H29V201H30ZM51 199V202L52 201H55V202H57V200H55V199H53L52 200V197L50 198ZM56 199H57V197H56ZM12 200H10L9 202H10V204H12V203H15V202H13ZM27 200H26V202H27ZM44 200V199H43ZM45 200H47V199H45ZM152 200V199H151ZM202 200V199H201ZM17 202L19 201V200H16ZM50 201V200H49ZM8 202V201H7ZM21 202V201H20ZM37 202V201H36ZM36 202H33V206H35L34 204L36 203ZM41 202H44V201H41ZM45 202H47V201H45ZM55 202H52V203H54L55 204ZM82 202H83V200H82ZM200 202V203H199ZM5 203V202H4ZM4 203H3V205H1V207L3 208V206L5 207V208H3V209H5L6 210V205H7V208H8V205H9V203L8 204H5L4 205ZM31 203V202H30ZM29 203V204H30ZM38 205L36 206V207H38L39 205H41L42 203H40V201H39V199H38ZM92 203V204H93ZM109 203H110V205H111V203H112V205L111 206H109ZM151 203V202H150ZM153 203V204H154ZM37 204V203H36ZM45 203H43V205H44ZM57 204V203H56ZM92 204H90V205H92ZM205 204V203H204ZM12 205H14V204H12ZM17 205H18V203H17ZM86 205V204H85ZM149 206V204H146V206ZM11 206V205H10ZM26 206H28V205H26ZM26 206H23V209L26 207ZM32 206V204H31V206L30 207H33ZM42 206V205H41ZM151 206H153V205H151ZM252 207V209H251V211L250 210H248V208L249 207ZM19 207V206H18ZM21 207V206H20ZM154 207V206H153ZM153 207H151V209L153 208ZM10 208H13L11 211L13 212V210H14V206H11ZM10 208H8L9 210H4L3 211V209H2V211L3 212H0V264H5L4 262H3V260L2 259H6L5 257H6V255H7V252H9V254H11L10 253V251H12V250H14V251H22L23 253H24V256H22V258H27V252L28 251H31L32 253L31 254H33V260L36 262V263H38V264H67V262H66V260L64 259V256L62 255L61 256V251L59 250L60 249V247L58 248V247H56L54 244H52V243H50L48 240L50 239V237H49V239H48V237H45V235H42V233H41V231H37L36 230V232H37V234L36 233H34V234H32L31 233V231H33V230H31V229H29L30 227H28L27 226V224H25L27 221L26 220H24V221H22L23 219H26L27 217H28V215H27V213H26V215H27V217L26 218H24L23 217V219H21L22 218V216L21 215H23L24 214V212H26L25 210H24V212L21 210V208L20 209H17V207H15L16 209L15 210H17V212L20 210V211H22L23 212V214H22V212H21V215H19L15 210H14V213L12 214V212H10ZM86 208H87V205H86ZM1 209V208H0ZM28 209H30L29 207H27V212L28 211H30V210H28ZM87 209H89V208H87ZM149 210V211H152V210ZM107 210V211H106ZM147 210V211H148ZM9 211V212H8ZM144 211V212H145ZM5 212V213H4ZM8 212V213H7ZM136 212H140V213H142V214H139V217H137V216H135L134 214H132V213H135V214H137ZM9 213H11V214H9ZM17 213V214H16ZM131 213V214H130ZM226 213V212H225ZM8 214V215H7ZM143 214L146 216H143ZM25 215V214H24ZM138 215V214H137ZM141 215V216H140ZM7 216V217H6ZM18 216H20L21 218V221L22 222H20L19 221V217ZM29 216H31V215H29ZM263 216V218H264V214L262 215ZM212 217V216H211ZM29 218V217H28ZM31 218V217H30ZM210 218V217H209ZM28 220V219H27ZM207 220V219H206ZM217 220V219H216ZM205 222H207V221H205ZM262 222H264V219H263V221ZM29 225V224H28ZM4 226V227H3ZM31 226V225H30ZM32 227V226H31ZM35 227H33L32 229H34ZM29 230H31V231H29ZM236 232V233H237ZM233 233V232H232ZM235 233V232H234ZM236 233H235V235H236ZM44 234V233H43ZM142 234H147V235H145L146 237H144L145 239L147 238V239H149V241H145L144 240V242L143 243H145V242H154V244H153V246L152 245H150L151 243H149V244H147V243H145V244H141V242L138 244V246H137V240H139V238H141L142 236ZM230 235H231V233H230ZM233 235V234H232ZM47 236V235H46ZM237 236V235H236ZM235 236V237H236ZM120 237H122V238H120ZM142 237V238H143ZM222 237V236H221ZM232 237V236H231ZM48 240H47V239ZM146 239V240H147ZM152 239H154V241H150V240H152ZM220 239H222V238H220ZM233 239V238H232ZM231 239V240H232ZM140 240H142V239H140ZM139 240V241H140ZM219 243H218V242ZM233 241V240H232ZM239 242V240H238V238H234V242L236 243V242ZM54 242V241H53ZM66 242V241H65ZM64 242V243H65ZM237 242V244H239ZM232 243V242H231ZM204 246V247H203ZM223 246V245H222ZM56 247V248H55ZM216 247H218L217 249H215ZM47 248H49L50 250H48ZM224 248V247H223ZM222 250V251H221ZM262 250V252L260 253V250H258L259 252H257V250H256V253L254 254V251L253 250H251V251H249L250 253H252L253 255H255V257L254 258H248L249 256H246V259L248 260L247 262L249 263V264H264V248H262L261 249ZM229 251H227V252H229ZM242 251V250H241ZM239 252L238 254H240V253H242V252ZM227 252H226V254H227ZM244 253L246 252L247 253V251H243ZM248 252V253H249ZM232 253H233V251H232ZM235 253V252H234ZM231 254L230 253V255L229 256H231V255H235V254H237V253H235V254ZM247 253V254H248ZM15 254V253H14ZM66 254V253H65ZM222 254V253H221ZM225 254V255H226ZM243 254V253H242ZM246 254V255H247ZM258 254V255H257ZM5 255V256H4ZM250 255V254H249ZM20 256V255H19ZM228 256V255H227ZM238 256V255H237ZM21 257V256H20ZM19 257V258H20ZM158 257V258H157ZM234 257L235 258H237L236 256H233L232 258H233V260H234ZM239 257V256H238ZM240 257H242L241 256V254H240ZM239 257V258H240ZM66 258V257H65ZM148 260H147V259ZM230 259L231 257H227V259ZM245 258V257H244ZM243 258V259H244ZM220 259V260H219ZM224 259H225V257H224ZM227 259L225 260V262L227 261ZM238 259V258H237ZM7 260V259H6ZM8 260H9V258H8ZM11 260V259H10ZM13 260H15V262H16V259H13ZM63 260H65V262H63ZM152 260V261H151ZM155 260V261H154ZM232 260V259H231ZM232 260V261H233ZM241 260V259H240ZM33 261V262H34ZM150 261V262H149ZM154 261V262H153ZM232 261H231V263H232ZM235 261V260H234ZM153 262V263H152ZM230 262V261H229ZM240 262V261H239ZM18 263H19V261H18ZM35 263V264H36ZM228 263V262H227ZM237 263V262H236ZM241 263H243V262H241ZM246 263V262H245ZM248 263H246V264H248ZM239 264V263H238Z\"/></svg>",
    "mask_w": 264,
    "mask_h": 264
}]
</instances>
